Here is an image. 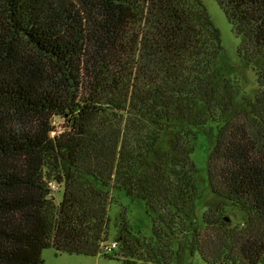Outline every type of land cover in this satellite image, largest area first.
I'll return each instance as SVG.
<instances>
[{"label": "trees", "instance_id": "obj_1", "mask_svg": "<svg viewBox=\"0 0 264 264\" xmlns=\"http://www.w3.org/2000/svg\"><path fill=\"white\" fill-rule=\"evenodd\" d=\"M215 1L256 73L253 99L221 71L202 0H0V264H44L50 248L264 264V0ZM211 127L217 202L199 218L194 155Z\"/></svg>", "mask_w": 264, "mask_h": 264}, {"label": "rangeland", "instance_id": "obj_2", "mask_svg": "<svg viewBox=\"0 0 264 264\" xmlns=\"http://www.w3.org/2000/svg\"><path fill=\"white\" fill-rule=\"evenodd\" d=\"M204 5L207 7L215 26L220 30L222 36L223 46L226 50L225 55L221 59L220 68L221 71L227 76H233L235 79H239V84L242 87L243 95L240 96V101L246 97L248 99H253L258 93V83L256 73L252 66L247 62L240 60L237 55V47L239 45V40L233 33L232 26L228 22L224 12L217 4L215 0H202ZM56 126L60 130L63 126V121L57 119ZM216 130L214 127L207 128L201 132L199 138V147L194 155V158L200 168L199 174V184H200V195L196 201V205H193V209L198 213L199 218L209 206L214 205L217 202L216 197L211 192L206 174V163L208 159V152L212 146L214 140V134ZM60 198V196H57ZM124 206L129 207L132 211L133 216L143 223H147L145 213L139 204L132 202L129 198L123 195L122 200ZM118 207H113L112 216L115 217ZM143 212V213H142ZM143 215V216H142ZM225 216L228 218V222L232 225L242 224L244 222L243 214L234 210L232 207L228 208ZM140 223V222H139ZM116 231L114 227L111 228V242H115ZM112 253V252H111ZM42 257L44 259V264H126L123 260H115L106 258L102 253L98 256H85L77 254H59L54 248L45 249L43 251ZM173 264H205L202 259L196 255L191 256L189 251L184 253L181 260L175 261Z\"/></svg>", "mask_w": 264, "mask_h": 264}, {"label": "built area", "instance_id": "obj_3", "mask_svg": "<svg viewBox=\"0 0 264 264\" xmlns=\"http://www.w3.org/2000/svg\"><path fill=\"white\" fill-rule=\"evenodd\" d=\"M117 248V242H111L103 246V250L107 253L113 252Z\"/></svg>", "mask_w": 264, "mask_h": 264}, {"label": "water", "instance_id": "obj_4", "mask_svg": "<svg viewBox=\"0 0 264 264\" xmlns=\"http://www.w3.org/2000/svg\"><path fill=\"white\" fill-rule=\"evenodd\" d=\"M227 221H229L228 218H227Z\"/></svg>", "mask_w": 264, "mask_h": 264}]
</instances>
